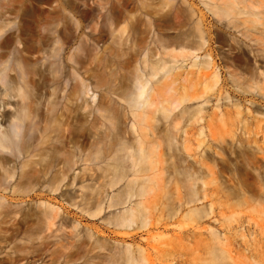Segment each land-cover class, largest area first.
<instances>
[{
	"label": "bare ground",
	"instance_id": "1",
	"mask_svg": "<svg viewBox=\"0 0 264 264\" xmlns=\"http://www.w3.org/2000/svg\"><path fill=\"white\" fill-rule=\"evenodd\" d=\"M154 1L0 36V264H264L262 1Z\"/></svg>",
	"mask_w": 264,
	"mask_h": 264
},
{
	"label": "rangeland",
	"instance_id": "2",
	"mask_svg": "<svg viewBox=\"0 0 264 264\" xmlns=\"http://www.w3.org/2000/svg\"><path fill=\"white\" fill-rule=\"evenodd\" d=\"M141 1L142 0H124L126 10L129 12V14H131L132 16L137 15V13L139 12V2ZM261 1H262V4H260V7H261L260 9L264 11V0H261ZM65 2L67 4L68 2L72 4L73 12H75L73 14L69 9L66 8L64 13L67 14L68 16L65 20L66 21L68 20L67 22L72 23V24L74 23L81 24L83 26V30L87 32L88 28H86V26L91 25V24H90V20L88 18L86 19L83 16L85 13L90 12L91 10H95L98 7L101 8L102 10L108 9L111 6L116 7L118 3H120V0H67V1L66 0H0V27H1L0 36H10L15 33H18L17 31H15L17 26H21L25 30L34 29L37 25H40V24L60 26V24L64 22L63 18L61 19L60 18H57V19L46 18L47 22L42 23L43 18L40 16V13L42 11L51 9V6H54V5L61 4V6L62 5L66 6V4H64ZM148 2L150 4L149 6L151 7L156 5L154 0H148ZM199 6L200 5H198V7ZM20 8H25V10L27 11L26 16H21L19 14ZM12 10L18 13V15H16L15 13H11L10 11ZM209 19L210 17L208 18V20ZM8 31L13 32V33L10 34L8 33ZM25 33L22 34V37L26 36ZM77 42L73 43L70 46V48L66 50L65 55H67L68 52L76 48ZM110 49H111V44L109 40H106V38H104L103 41H100L99 43L95 45V49L93 50V57H96V59H99L101 61L105 60L110 52ZM10 57L11 56L7 54L9 65L11 64ZM44 62H45L44 58H41V57L37 58V63L34 65V69H39V67ZM185 65L186 67L183 71H174L170 77H168L166 80L158 84L156 88L160 92H162V90L166 91L167 89H169L170 92H173L172 90H174L175 92H179L182 89V78L184 75L183 74L176 75L175 73H193V70L188 68L187 62ZM90 67L94 71V69H96V61H93ZM9 73H13V72H9ZM192 148L194 147L192 146ZM225 156H230V158L233 159V154L232 153L229 154V151H226L225 154L223 153V155H221V157H218V158H225ZM246 158H251V155L246 154ZM19 161L20 160H18V162ZM17 165L19 166V163ZM167 165L168 164H166L165 162L161 164L163 168H165ZM83 166L84 164L78 161L73 167L74 169L73 172L74 173L77 172ZM115 189L109 191V196L110 194L115 192ZM36 202L38 203V201L32 200L31 202H28V205L35 204ZM207 204L208 203L203 201L197 207H204ZM109 211H111V209L108 211H105L104 214H107ZM226 214H228V212ZM239 215L245 216L246 218H252L253 220H256V221L262 218V221L264 222V216L255 210L244 209L239 212ZM98 218L99 219L97 220L95 219L93 221L92 220L91 221L80 220V224L77 226V229H81V228L84 229V226H88V227H90L91 225L98 226L99 223L102 222L103 215L101 214ZM70 220L73 221L74 219L70 218ZM204 225L215 228L212 220H211V223H204ZM192 256H193L192 254L184 255L183 256V259L185 260L184 264H196V262L192 260Z\"/></svg>",
	"mask_w": 264,
	"mask_h": 264
}]
</instances>
